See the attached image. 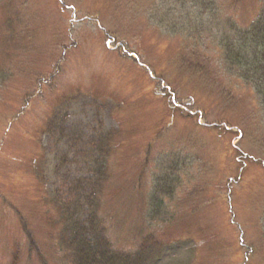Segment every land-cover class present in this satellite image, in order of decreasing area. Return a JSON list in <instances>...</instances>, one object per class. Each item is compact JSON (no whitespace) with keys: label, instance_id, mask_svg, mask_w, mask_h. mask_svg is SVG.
Wrapping results in <instances>:
<instances>
[{"label":"rangeland","instance_id":"374dc122","mask_svg":"<svg viewBox=\"0 0 264 264\" xmlns=\"http://www.w3.org/2000/svg\"><path fill=\"white\" fill-rule=\"evenodd\" d=\"M262 7L0 0V264H76L89 200L153 264H264V84L226 54Z\"/></svg>","mask_w":264,"mask_h":264},{"label":"trees","instance_id":"16d2710c","mask_svg":"<svg viewBox=\"0 0 264 264\" xmlns=\"http://www.w3.org/2000/svg\"><path fill=\"white\" fill-rule=\"evenodd\" d=\"M241 39L240 44L233 42L228 49L226 48L227 57L230 58V50L235 48L234 45H238L240 55L236 58V63H240L241 60L249 62L257 84H264V7L259 10L250 25L243 29ZM251 75L249 72L248 76ZM257 92L263 94L264 90L257 89ZM91 201H88L86 210L88 227H85L84 231L76 229L69 239L74 262L76 264H153L151 262L159 255L160 249L162 250V246L159 248V242L157 240L147 242L148 239L144 238L146 240L133 252L115 250L110 245L101 223L99 222V231L94 225Z\"/></svg>","mask_w":264,"mask_h":264}]
</instances>
